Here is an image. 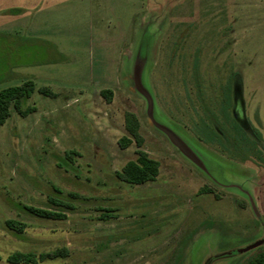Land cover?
Returning <instances> with one entry per match:
<instances>
[{"label": "rangeland", "instance_id": "obj_1", "mask_svg": "<svg viewBox=\"0 0 264 264\" xmlns=\"http://www.w3.org/2000/svg\"><path fill=\"white\" fill-rule=\"evenodd\" d=\"M40 35L58 53L45 63L42 48V62L26 66L35 111L0 125V264L61 247L66 256L38 264H244L264 248V0H68ZM228 98L249 145L220 113ZM127 111L139 148L117 144ZM202 122L220 143L198 135ZM137 149L159 162L158 175L117 180ZM54 188L81 197L65 220L25 213L47 207Z\"/></svg>", "mask_w": 264, "mask_h": 264}, {"label": "trees", "instance_id": "obj_2", "mask_svg": "<svg viewBox=\"0 0 264 264\" xmlns=\"http://www.w3.org/2000/svg\"><path fill=\"white\" fill-rule=\"evenodd\" d=\"M35 90V83L31 79H26L17 85H11L0 89V125L3 124L7 118L10 117L12 111L19 116H27L35 111V107L27 105V100L31 97ZM37 92L54 98L56 94L47 86L37 88ZM100 94L109 102L111 100L112 91L110 89H103ZM223 95V94H222ZM224 96V95H223ZM231 96V95H229ZM231 99H224L221 101L220 113L225 117V123L228 122L232 128L234 137L239 141L238 144L249 145L251 144L247 138L244 127L232 120ZM236 111V110H235ZM235 111H233L235 113ZM230 112V113H229ZM204 122V121H203ZM202 127H195L198 135L209 144L220 143L211 131L210 126L203 123ZM123 125L126 134L118 138L117 144L120 148H126L130 144L135 143L139 148L143 144V138L139 133V120L132 112H125L123 115ZM250 126V125H249ZM250 131L256 139L260 138V132L250 126ZM254 145V144H253ZM251 146V145H250ZM74 150L66 151L65 155L68 160H72V156L76 155ZM159 173V162L148 156V154L141 149L136 150V156L132 160H128L121 166L119 170L114 172L117 180L138 185L147 181L155 179ZM58 195L48 197V206L39 208L31 205H23L26 214L35 218L62 221L66 219V213L72 212L75 209L74 203L81 197L78 193L68 192L66 197H61V192L54 188ZM263 202H264V189H263ZM103 219L110 217V215L102 214ZM4 226L15 234H22L25 230V223L15 219H6ZM66 247L54 249L49 252L35 253L32 251H14L8 254L4 261L6 264H38L47 259L62 258L67 255ZM1 259V257H0ZM244 264H264V248L259 249L255 254L249 257Z\"/></svg>", "mask_w": 264, "mask_h": 264}, {"label": "crops", "instance_id": "obj_3", "mask_svg": "<svg viewBox=\"0 0 264 264\" xmlns=\"http://www.w3.org/2000/svg\"><path fill=\"white\" fill-rule=\"evenodd\" d=\"M58 5L68 6V0H0V89L9 81L32 79L26 66L42 62V48L43 62H54L49 49L55 58L57 45L40 33L55 25Z\"/></svg>", "mask_w": 264, "mask_h": 264}, {"label": "water", "instance_id": "obj_4", "mask_svg": "<svg viewBox=\"0 0 264 264\" xmlns=\"http://www.w3.org/2000/svg\"><path fill=\"white\" fill-rule=\"evenodd\" d=\"M141 91V93H143V90L141 89L140 90ZM149 103V102H148ZM148 115H149V112H148ZM149 117H150V115H149ZM150 119L152 120V122H153V119L150 117ZM153 124L158 128V129H161L162 131H164L167 135H169L170 137H172V136H175L171 131H169L168 129H166V128H164L163 126H157L156 125V123H154L153 122ZM179 140V139H178ZM181 143V142H180ZM182 145V144H181ZM261 243V241H258V242H256V243H254V244H252V246H256V245H258V244H260Z\"/></svg>", "mask_w": 264, "mask_h": 264}]
</instances>
